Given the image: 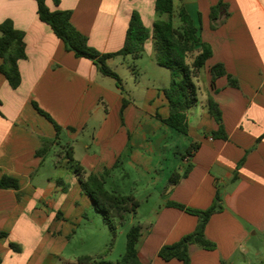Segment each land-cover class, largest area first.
Instances as JSON below:
<instances>
[{
  "label": "crops",
  "instance_id": "1",
  "mask_svg": "<svg viewBox=\"0 0 264 264\" xmlns=\"http://www.w3.org/2000/svg\"><path fill=\"white\" fill-rule=\"evenodd\" d=\"M179 1L174 0L175 19L184 7L213 53L201 70L209 82L203 96L201 74L196 79L199 102L187 113L188 135L164 122L171 111L164 91L171 81L162 72L145 65V82L136 79L128 92L123 80L118 84L103 76L91 60L67 50L41 21L36 0H0V24L11 21L26 44L17 89L0 69V179L15 178L20 186L19 191L0 189V234H7L0 236V264H77L83 256L108 260L105 243L94 253H75L76 263L63 261L65 249L57 260L50 254L45 234L55 231L67 242L78 234L70 229L73 235L65 240L57 215L83 190L69 156L85 178L103 176L107 190L136 200L138 207L126 224L129 230L141 228L137 250L143 264H182L164 261L159 252L195 232L199 218L171 204L207 210L217 193L224 210L212 216L205 230L217 249L191 246V264H222L239 252L251 254L253 241L264 240V0ZM220 3L226 8L216 12L219 26L212 29V8ZM47 5L53 11H71L73 28L101 54L124 48L134 12L150 31L160 19L156 0H60L58 6L47 0ZM146 56L158 65L151 40L140 57L122 58L138 62ZM2 63L0 58V68ZM218 64L237 80L238 88L227 76L212 88L210 70ZM211 99L222 112L224 134L209 113ZM35 104L60 126L58 138ZM45 140L54 145L45 157H37ZM175 173L182 178L174 185ZM91 201L89 208H95ZM107 230L104 221L100 231ZM129 230H120V235ZM10 243L23 248L16 251Z\"/></svg>",
  "mask_w": 264,
  "mask_h": 264
},
{
  "label": "trees",
  "instance_id": "2",
  "mask_svg": "<svg viewBox=\"0 0 264 264\" xmlns=\"http://www.w3.org/2000/svg\"><path fill=\"white\" fill-rule=\"evenodd\" d=\"M36 2L41 21L52 28L55 35L64 42L66 49L69 52H73L78 58L91 60L103 76L114 79L118 84H121L122 79L109 67L108 60L129 55L138 58L144 52L146 42L151 40L153 49L157 54L158 64L168 69L171 73L170 87L164 91L169 100L171 111L169 118L164 120V122L176 131L188 135L187 113L199 102V89L196 79L200 77L201 70L207 61L211 59L213 53L211 47L201 41L198 36V29L184 7L177 14L181 25L176 27L174 0H156L155 11L160 19L154 22L152 31L144 25L140 15L134 12L124 48L116 53L101 54L89 46L87 39L73 28L71 25V11L59 9L53 11L48 7L47 0H36ZM54 3L58 6L60 0H54ZM223 7L226 8L224 4L220 3L212 8V29H216L219 26L217 23L219 13L217 14L216 12ZM163 16H167V19H161ZM0 33V58L3 61L0 69L10 85L17 89L21 84L18 63L26 58L24 34L16 30L11 21H5L0 24ZM210 72L213 89L216 87L217 79L225 76H227L231 86L238 88L237 80H234L225 71L223 65L213 66ZM35 108L54 125L58 138L61 131L60 126L47 113L39 109L36 104ZM209 113L220 125L219 132L224 134L222 112L212 99L209 101ZM225 138L227 139L226 136ZM53 145L54 141L45 140L36 153L37 157H45ZM68 160L78 175L83 190L91 197L96 209L103 214L104 221L108 224L113 235L112 247L118 228L126 224L127 216L136 210L138 203L132 196H119L107 190L103 176L89 175L85 178L83 176L85 175L83 168L75 163L72 156H69ZM189 173L190 168L187 169L182 177H187ZM182 177L175 173L171 179L172 184H177ZM0 189H15L19 191V182L15 178L5 176L0 179ZM171 205L198 217L199 224L192 234L183 237L175 244L164 246L159 252V257L166 262L179 260L182 264H191V246H197L207 251H215L217 245L206 237L205 230L212 216L224 210L220 193H217L213 205L207 210L192 209L177 203ZM0 236L7 237V234L2 233ZM141 236L140 227H133L129 230L127 233L126 252L117 263L105 260L97 262L92 257L83 256L78 259L77 264H143L137 250V244ZM10 246L16 251H20L19 246L13 243H10Z\"/></svg>",
  "mask_w": 264,
  "mask_h": 264
},
{
  "label": "rangeland",
  "instance_id": "3",
  "mask_svg": "<svg viewBox=\"0 0 264 264\" xmlns=\"http://www.w3.org/2000/svg\"><path fill=\"white\" fill-rule=\"evenodd\" d=\"M176 3L177 5H179L180 1L177 0ZM180 25L181 23L179 19H175V26L180 27ZM202 25L205 28L204 20ZM150 60V57L147 56L143 61L138 62H134L133 60L124 61V58L119 57L116 59L115 63L109 66L122 78L124 84L123 87H125L128 92L132 90L136 79L138 81L141 80V82L143 83L145 82V65H149L150 68L151 66H153L154 69L162 72L169 83L171 81L170 71L164 67H161L159 64L158 66L155 62L156 60L153 64ZM108 80L109 82H114L112 79ZM198 83H200V93L201 96H203V94L209 87L208 77L205 71H202L201 78L199 79ZM123 87H121V89ZM69 189L70 186H67L66 190L69 191ZM72 196V202L69 204V201L65 202L63 206L58 210L60 214L58 213L57 215L59 217L58 221L60 224V228L63 230V238L65 240L70 237V235H73V233L68 232V230L70 229L78 231V234L71 242L63 241V239L61 238L59 239L58 233H56L55 231L47 235L45 234L50 246L49 249H51L49 251L53 259H59V252L65 249L64 256H61L63 258V261L76 263L73 262V255L75 253H94L99 249V247H101V244L103 247V244L105 243L103 249L105 254L109 255V257L108 260H106V258L104 260L112 263H117L118 261H120L126 252L127 244V233L121 236L120 230L128 231L129 223L118 228L117 235L111 247L113 235L111 231H109L110 228L106 231L105 234L101 233L100 230L104 225L103 214L96 209L94 203L93 204L95 208H89L88 200L91 201V197L84 190H81L78 194L76 192ZM79 225L81 226L79 227ZM56 227L57 225L54 226V228ZM55 238L58 239L57 242L54 241ZM253 243L255 244L256 248L255 251H253L251 254L246 255L243 252H239L235 257L230 258L228 261L222 260V264H264V240L257 239L256 241H253ZM16 245H18L20 250H22L23 247L21 245ZM95 261L99 262L101 260L95 258ZM198 263H201V261L199 260Z\"/></svg>",
  "mask_w": 264,
  "mask_h": 264
}]
</instances>
